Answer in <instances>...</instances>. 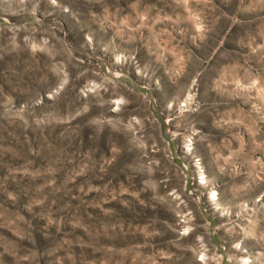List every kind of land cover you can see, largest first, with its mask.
Listing matches in <instances>:
<instances>
[{
  "label": "rangeland",
  "instance_id": "obj_1",
  "mask_svg": "<svg viewBox=\"0 0 264 264\" xmlns=\"http://www.w3.org/2000/svg\"><path fill=\"white\" fill-rule=\"evenodd\" d=\"M0 264H264V0H0Z\"/></svg>",
  "mask_w": 264,
  "mask_h": 264
}]
</instances>
